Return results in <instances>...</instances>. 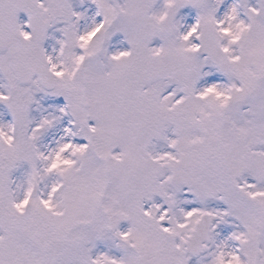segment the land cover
I'll use <instances>...</instances> for the list:
<instances>
[{
	"label": "snow or ice",
	"instance_id": "6c2138e0",
	"mask_svg": "<svg viewBox=\"0 0 264 264\" xmlns=\"http://www.w3.org/2000/svg\"><path fill=\"white\" fill-rule=\"evenodd\" d=\"M0 264H264V0H0Z\"/></svg>",
	"mask_w": 264,
	"mask_h": 264
}]
</instances>
